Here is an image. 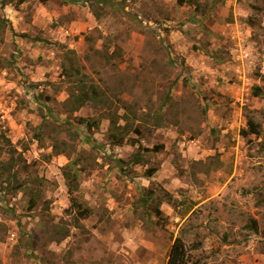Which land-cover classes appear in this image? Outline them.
Masks as SVG:
<instances>
[{
	"label": "rangeland",
	"instance_id": "rangeland-1",
	"mask_svg": "<svg viewBox=\"0 0 264 264\" xmlns=\"http://www.w3.org/2000/svg\"><path fill=\"white\" fill-rule=\"evenodd\" d=\"M66 51L80 71L73 83L61 77ZM79 79L162 150L119 164L135 134L112 145L109 106L73 111ZM248 118L258 135L242 134ZM0 125L24 160L18 182L32 183L24 193L0 173V264H167L176 239L189 264H264L262 0H10L0 9ZM5 152L0 138V163ZM69 163L86 218L71 208ZM162 190L176 202L163 201L158 218L142 200Z\"/></svg>",
	"mask_w": 264,
	"mask_h": 264
},
{
	"label": "trees",
	"instance_id": "trees-1",
	"mask_svg": "<svg viewBox=\"0 0 264 264\" xmlns=\"http://www.w3.org/2000/svg\"><path fill=\"white\" fill-rule=\"evenodd\" d=\"M22 2L23 0H19ZM41 1H47V0H41ZM70 3H79V2H87L92 0H67ZM181 3H185L186 1H179ZM264 4V0H262ZM10 3V0H0V9H2L4 6ZM196 8V7H195ZM25 36V35H23ZM75 57L73 56V51H66L64 54V58L61 64V69L63 75L61 77H64L68 80V83L75 82L77 76L80 75V71L78 67L76 66V61L74 60ZM67 61V63L65 62ZM78 88L73 89L69 92V98L67 99L68 102H72L73 111H78L82 107H84L87 104H92L94 107H102V106H109L108 108V114L109 116V122L111 125V130L109 133L108 140L112 145H121L124 142H126L125 137L126 134L129 132H132L135 134L134 139H130V143L133 144V146H136V151L132 155L131 159L128 162H123L118 160L119 164H132V165H143L145 164V158L149 154L152 153H158L162 150V146L157 145H150L147 142L144 141V138L142 137L141 132L138 129L129 128L128 123L125 125H119L118 119L115 116V112L111 113V106L109 104V101L106 99L105 94L102 93L97 87L93 84L86 83L84 80H77ZM258 90V89H256ZM256 94V93H255ZM258 95V94H257ZM81 125H84L87 127L89 133H94L99 130V119H84L81 118L78 120ZM247 131H241L243 135L254 134L258 135V125L250 118L247 119ZM0 138L3 140V148L6 150L5 154H7L8 158L6 161L0 163V173L1 174H7L8 178H12L14 182H16L17 186L16 189H18L21 192L27 193L31 192L32 183L28 185H22L18 182V178L16 177V172L14 171L16 167L22 165L24 162L23 157L21 153H18V151L13 147L11 144V141L6 137L5 133L1 131V125H0ZM55 155L64 154V151L59 150L57 147L53 148ZM74 163H69L67 166H65L62 170V175L65 180V185L67 187L68 194L70 196V203L71 208L75 210L78 217L86 218L90 215L91 211L89 208L82 206L77 199L73 196L75 192L78 190V175L77 173L73 172ZM14 171V172H13ZM156 172V169L149 168L145 172L147 177H152L153 174ZM1 176V175H0ZM35 181V180H34ZM9 182V180L7 181ZM143 201V202H142ZM141 202L144 206L149 201L154 202L153 211L155 212V215L160 218L161 211H160V205L163 201L168 203L169 205H173L176 201L173 199L170 193L167 191L162 190V193L157 195L153 198V194L150 193L148 197L144 196L143 200ZM37 203L36 198H30L29 197V204L30 207H34ZM252 231L256 232V222L253 221ZM67 234V233H66ZM65 234V236H66ZM167 264H189L188 256L186 249L181 242L180 239H176L173 243V245L170 248L169 254H168V261Z\"/></svg>",
	"mask_w": 264,
	"mask_h": 264
}]
</instances>
